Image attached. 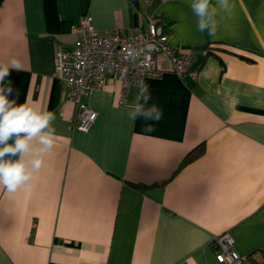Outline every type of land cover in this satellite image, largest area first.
I'll return each instance as SVG.
<instances>
[{
    "label": "crops",
    "instance_id": "crops-1",
    "mask_svg": "<svg viewBox=\"0 0 264 264\" xmlns=\"http://www.w3.org/2000/svg\"><path fill=\"white\" fill-rule=\"evenodd\" d=\"M190 2L0 0V61L22 64L9 77L17 102L53 111L59 137L32 197L0 189V264H223L213 242L225 231L240 264L264 261V0H231L215 37L197 31ZM86 15L101 31L156 18L169 44L191 54L196 80H143L164 111L154 132L128 119L138 84L120 103L113 75L82 96L98 116L76 127L55 55Z\"/></svg>",
    "mask_w": 264,
    "mask_h": 264
},
{
    "label": "built area",
    "instance_id": "built-area-1",
    "mask_svg": "<svg viewBox=\"0 0 264 264\" xmlns=\"http://www.w3.org/2000/svg\"><path fill=\"white\" fill-rule=\"evenodd\" d=\"M74 33L73 44L56 52L55 75L67 85L66 100L78 104L76 127L80 130L90 129L98 116L97 109L83 101L82 96L103 87L107 75L116 76L121 82L120 103H127L130 87L148 76L174 72L181 77L198 78L199 71L192 66L191 54L169 44L165 26L156 18L150 19L143 29L101 31L86 15L77 22ZM213 246L219 262H242L243 256L229 231L217 235Z\"/></svg>",
    "mask_w": 264,
    "mask_h": 264
},
{
    "label": "clouds",
    "instance_id": "clouds-1",
    "mask_svg": "<svg viewBox=\"0 0 264 264\" xmlns=\"http://www.w3.org/2000/svg\"><path fill=\"white\" fill-rule=\"evenodd\" d=\"M196 18V28L201 34L215 37L222 22L231 18L234 4L231 0H191L189 4ZM147 55L145 59H147ZM16 57L0 61V189L14 196L21 190L26 197L34 194L35 174L45 167L59 137L53 127L56 114L41 108L36 102L18 103L19 90L9 79L11 70H21ZM127 113L135 124L144 121V133L156 130L164 117L163 108L149 103V85L141 82Z\"/></svg>",
    "mask_w": 264,
    "mask_h": 264
},
{
    "label": "trees",
    "instance_id": "trees-1",
    "mask_svg": "<svg viewBox=\"0 0 264 264\" xmlns=\"http://www.w3.org/2000/svg\"><path fill=\"white\" fill-rule=\"evenodd\" d=\"M198 151H192L189 153L188 157L185 159L184 163H186L188 160H190L191 158H193L194 156L198 155ZM264 252V251H263ZM258 264H264V261Z\"/></svg>",
    "mask_w": 264,
    "mask_h": 264
}]
</instances>
